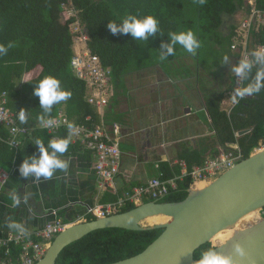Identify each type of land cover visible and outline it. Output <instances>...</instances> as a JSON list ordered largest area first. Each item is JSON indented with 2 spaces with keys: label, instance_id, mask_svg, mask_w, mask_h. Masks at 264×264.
I'll use <instances>...</instances> for the list:
<instances>
[{
  "label": "trees",
  "instance_id": "16d2710c",
  "mask_svg": "<svg viewBox=\"0 0 264 264\" xmlns=\"http://www.w3.org/2000/svg\"><path fill=\"white\" fill-rule=\"evenodd\" d=\"M244 3L245 0H0V44H12L7 54L0 56V92L8 91V106L11 110L18 113L24 109L28 115L26 122L36 124L42 109L34 90L39 79L52 74L61 79L63 87L72 95L67 102L53 106L51 117L57 116L63 107L74 125L88 123V115H92L94 123L98 122L99 117L86 100V83L72 69L71 62L75 54L72 25L79 22L87 31L89 49L100 57L104 67L112 69L113 77L117 80L131 71L157 64L168 70L176 68L181 59L190 56L202 67L198 59L204 52L203 45L207 40H214L210 49L215 58L214 66L224 65L219 46L224 47L227 43L228 50L231 51L237 22H231L225 37L227 41H223L219 30L226 14L239 20L240 15L241 20L246 18ZM64 5L72 9L73 13L64 9ZM257 6L264 10V0H257ZM132 14L140 17L155 16L159 21L158 33L149 36L147 41H137L130 33L113 34L108 29L110 20L116 21ZM188 30L193 31L201 42L197 55L193 56L176 45L175 54L161 61L160 52L167 51L163 45L171 43L170 33ZM256 44L264 45V28L253 32V45ZM225 54H228V62L238 59L237 53L235 56L228 51ZM255 71L256 67L250 78H254ZM224 95L220 93L206 99L208 114L216 130V143L225 150L238 143L244 158H247L261 147L262 142L264 146V92L240 102L230 115L222 109ZM247 129L251 131L237 136L238 132ZM8 134V129L0 125V165L8 169L14 165L21 166L26 158L39 157V146L35 139L43 140L45 146L53 139V135L48 134L45 129L37 128L24 138L21 148L16 151L6 142ZM68 134L69 129L64 127L55 135L65 138ZM69 150L75 153L76 148L70 144ZM218 153V148H213L212 156H217ZM183 159L189 167L202 163L193 152L184 155ZM172 176L169 171L163 178ZM191 187V177L178 181V188L162 201H181L186 198ZM151 200L147 198L144 202ZM136 206L138 205L128 204L120 212ZM94 219L95 216L89 215L87 220ZM141 224L147 225L146 221ZM162 232L163 229H98L66 246L56 264L113 263L139 254ZM212 243L201 246L196 251L195 258L199 259L203 250L212 249Z\"/></svg>",
  "mask_w": 264,
  "mask_h": 264
},
{
  "label": "crops",
  "instance_id": "0c3cea01",
  "mask_svg": "<svg viewBox=\"0 0 264 264\" xmlns=\"http://www.w3.org/2000/svg\"><path fill=\"white\" fill-rule=\"evenodd\" d=\"M241 19L240 15L237 28ZM230 53L236 54L232 50ZM187 60H191L192 67L186 64ZM177 65L168 70L157 64L131 71L117 80L112 76L113 95L104 111L105 120L109 126L120 124L123 131L122 172L116 179L115 189L100 187L94 154L83 149L79 142L75 144L71 137L70 144L76 151L69 150L63 156L70 161L67 170H57L50 180L43 177L37 180L33 175H21L20 166H16L9 182L0 186V233L15 232L7 228L9 219L25 224L28 233L57 220L68 225L86 221L89 207L116 202L125 190L161 174L164 176L166 172L173 174L171 178L180 176L181 162L187 163L184 155L196 153L203 163L212 156L213 148H218L219 153L225 150L216 143V130L208 114L206 99L220 93H224L226 99L233 74L225 82L224 63L215 68L220 71L212 77L207 68L199 67L191 56L181 59ZM93 108L100 119L101 112ZM60 113L73 123L63 107L57 116ZM23 124L36 126L29 122ZM48 134L59 138L56 133ZM187 166L192 168L188 163ZM12 195L20 198L15 207L12 206ZM155 218L157 216L147 218V225L166 220L157 222Z\"/></svg>",
  "mask_w": 264,
  "mask_h": 264
},
{
  "label": "built area",
  "instance_id": "2783aa9c",
  "mask_svg": "<svg viewBox=\"0 0 264 264\" xmlns=\"http://www.w3.org/2000/svg\"><path fill=\"white\" fill-rule=\"evenodd\" d=\"M243 8L246 10L247 16L235 30L231 45L232 50L240 53L236 66L244 56L249 54L250 50L264 47V45L255 47L252 45L253 32H259L264 28V10L258 8L257 0H245ZM64 9H67L70 14L73 13V10L67 5H64ZM73 28L74 37L83 39L84 47H76L71 62L72 69L78 78L85 81L86 99L89 104L101 112V116L99 122L94 123L93 117L88 115L86 117L88 123L75 124L72 141L75 144L79 142L83 149L94 154V168L100 187L115 189L116 179L122 172L121 140L123 131L119 124L115 123L109 126L105 120L104 108L108 106L113 95L112 69L104 67L100 57L91 52L88 46L89 36L83 32L84 29L80 23H75ZM245 84L246 81H242L233 73L232 87L227 98L222 102L226 105L223 110L228 115L243 101L233 102L232 94L237 87ZM8 105V91L0 92V125L8 129L9 134L6 142L15 150L21 148L23 139L36 128H42L55 134L71 123L66 115L60 113L59 116L52 118L55 121L52 128L45 127L41 122H38L35 127L26 126L18 120V113L11 110ZM242 159L244 156L241 148L238 144H233L230 145L229 150H223L219 156L209 157L203 163L193 165L192 168H188L185 161L181 162L182 173L180 176L166 179L161 174L159 177L148 180L145 184L125 190L116 202L89 207L88 214L95 217H106L120 212L128 204L140 205L147 198L162 200L178 188V181L191 177L193 185L209 183ZM11 175L9 170L0 166V186H5ZM67 226L68 224L63 220H57L27 235L17 232L0 233V264H35L45 255L54 238Z\"/></svg>",
  "mask_w": 264,
  "mask_h": 264
},
{
  "label": "water",
  "instance_id": "95a60500",
  "mask_svg": "<svg viewBox=\"0 0 264 264\" xmlns=\"http://www.w3.org/2000/svg\"><path fill=\"white\" fill-rule=\"evenodd\" d=\"M262 210L264 148L255 150L203 188H189L188 195L181 201L151 200L128 211L68 225L35 264H56L66 246L104 228L163 229L139 254L109 264H197L196 251L212 243V237L226 229L233 231L232 236L214 245L213 251L230 258V264H264V216L244 228L238 227L246 215ZM152 215L171 216V220L141 225V221Z\"/></svg>",
  "mask_w": 264,
  "mask_h": 264
},
{
  "label": "clouds",
  "instance_id": "9594fccd",
  "mask_svg": "<svg viewBox=\"0 0 264 264\" xmlns=\"http://www.w3.org/2000/svg\"><path fill=\"white\" fill-rule=\"evenodd\" d=\"M201 2H203V0H201ZM107 27L113 34L119 33L127 35L130 33L132 38L137 41H147L149 36H155L158 33L159 21L153 15L140 17L138 15L132 14L116 21L110 20ZM170 37L171 43L163 45L167 51L160 52L159 59L161 61L166 60L167 56L175 54L176 45H179L187 53H190L193 56L197 55L198 49L201 47L200 40L191 30L172 32L170 33ZM257 45L262 44H256L253 45V47ZM10 47H12L11 43H9L7 46L0 44V56L6 55ZM232 51L238 54V62L240 53L234 50ZM228 58V54H225L222 58V61L226 63ZM236 64L232 68V72L237 77H240L242 81H247V83L244 86H239L235 89L231 96L233 102H239L244 100L246 97L249 98L250 96L264 92V47L253 48L250 50L247 56H244L237 66ZM254 67H256L255 76L254 78H250V74L252 73ZM34 95L38 96L40 99V107L42 109V113L39 116L40 122L45 127L52 128L55 124V121L51 118L53 106L67 102L71 98L72 93L63 87L60 78L49 74L39 79L38 86L34 90ZM45 117L48 118L45 119ZM17 118L21 123H25L28 119V115L24 109H21L17 114ZM67 128L69 129V134L67 137L50 139L47 143V146H45L43 140L39 138L35 139V143L39 146L40 155L39 157L33 156L30 159L26 158L23 161L19 169L21 175L25 177L33 175L37 180H39L41 177L50 180L57 170L65 171L69 168L70 161L64 159L63 156L69 149L71 137L75 133V125L73 123H68ZM15 168L16 165H14L9 171L12 173ZM11 200L13 207L20 203V198L17 195H12ZM7 228L19 234H28L25 224L13 219L8 220ZM239 250L240 249L238 248V251ZM197 264H230V258L218 255L215 251L209 248L201 252Z\"/></svg>",
  "mask_w": 264,
  "mask_h": 264
},
{
  "label": "rangeland",
  "instance_id": "374dc122",
  "mask_svg": "<svg viewBox=\"0 0 264 264\" xmlns=\"http://www.w3.org/2000/svg\"><path fill=\"white\" fill-rule=\"evenodd\" d=\"M232 21H234V22H237V23H239V18H235V17H231L230 15H225L224 16V22H223V25H222V27L220 28V30L219 31H221V34H222V37H223V41H227V39L225 38L226 36H227V33H228V31H229V27H230V24H231V22ZM73 26V25H72ZM74 29V28H73ZM83 32L85 33V34H87V31L86 30H83ZM88 35V34H87ZM214 45V40H207L206 41V43L203 45V50H204V52H203V54L200 56V58L198 59L199 60V62H200V65L204 68V69H206L207 71H208V73L212 76V77H214L215 76V72L217 71H220L219 69H215V68H217L218 66H214V60H215V58H214V56L212 55V53L210 52V49H211V47ZM74 51H76V47H84V40L83 39H79V38H77V36L76 37H74ZM219 50L221 51V56L223 57L224 56V53L225 52H229L230 53V51L228 50V44L226 43V45L223 47V46H219ZM197 62V61H196ZM198 62V63H199ZM236 62H237V60H234V59H232L231 61H227V66L226 65H224L223 66V74L225 75V76H223V79L225 80V82H228V80H230V78H231V76H232V74H233V72H232V68L235 66V64H236ZM186 64L187 65H190V67H192V63H191V60H187L186 61ZM213 74V75H212ZM111 99V98H110ZM226 107V105H224V104H222V109L223 108H225ZM105 109L106 108H104V111H105ZM120 125V124H119ZM121 126V125H120ZM247 130H249V129H247ZM251 130H249L248 132H250ZM237 136H242V135H240L239 134V132L237 133ZM263 143V142H262ZM234 144H238V143H234ZM233 145V144H232ZM239 145V144H238ZM239 147H240V145H239ZM262 148H264V146H263V144L261 145V147L260 148H257V149H262ZM256 150V149H255ZM255 150L252 152V153H254L255 152ZM220 155V153L217 155V156H219ZM211 157H213V156H211ZM205 183H203L202 185H204ZM206 185V184H205ZM257 216H259L258 214H257ZM255 220H256V218H252V220L250 221V220H247V221H244V222H241L240 223V226L241 227H244V226H248V225H250V224H252V223H254L255 222ZM215 242L214 243H216L217 242V240H214ZM212 245H213V243H212ZM214 246V245H213Z\"/></svg>",
  "mask_w": 264,
  "mask_h": 264
},
{
  "label": "bare ground",
  "instance_id": "6f19581e",
  "mask_svg": "<svg viewBox=\"0 0 264 264\" xmlns=\"http://www.w3.org/2000/svg\"><path fill=\"white\" fill-rule=\"evenodd\" d=\"M213 181V180H212ZM210 183V182H209ZM208 182L207 183H205L206 185L207 184H209ZM203 183H198V184H195V185H193V187H195V188H203L204 186H205V184L204 185H202ZM119 213V212H118ZM257 214L259 215V216H257ZM153 216H157V218H155V220L157 221V222H160V220H162V219H166L164 222H161V223H156V224H162V223H165V222H168V221H170L171 220V216H168V217H166L167 215H163L164 217H161V216H159V215H152V216H149V217H147V218H150V217H153ZM264 216V210H262V211H259V212H254V213H251V214H248V215H246L244 218H242L240 221H239V223H238V227H241L240 226V223L241 222H244V221H247V220H252V218L254 219V218H256V220H255V222L256 221H258L260 218H262ZM146 218V219H147ZM168 218H170V219H168ZM146 219H144L143 221H145ZM143 221H141V223L143 222ZM141 225H143V224H141ZM151 225H155V224H151ZM151 225H143V226H151ZM244 227H246V226H244ZM244 227H241V228H244ZM232 234H233V231L232 230H222V231H220L219 233H217L216 235H214L213 237H212V239H211V241H213V244L215 245V246H218V245H220V244H222V243H224V242H226V240H228L231 236H232ZM214 240H217V242L216 243H214L215 241Z\"/></svg>",
  "mask_w": 264,
  "mask_h": 264
}]
</instances>
